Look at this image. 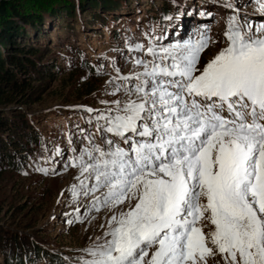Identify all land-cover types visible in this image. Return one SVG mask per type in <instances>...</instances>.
<instances>
[{"label":"snow or ice","instance_id":"snow-or-ice-1","mask_svg":"<svg viewBox=\"0 0 264 264\" xmlns=\"http://www.w3.org/2000/svg\"><path fill=\"white\" fill-rule=\"evenodd\" d=\"M225 37L203 70L207 36L149 47L153 59H137L144 71L124 88L128 100L96 117L101 142L89 134L71 191L129 208L83 264H207L217 254L264 264V23L230 17Z\"/></svg>","mask_w":264,"mask_h":264},{"label":"rangeland","instance_id":"rangeland-1","mask_svg":"<svg viewBox=\"0 0 264 264\" xmlns=\"http://www.w3.org/2000/svg\"><path fill=\"white\" fill-rule=\"evenodd\" d=\"M48 1L47 4L45 2L46 6L56 0ZM65 1L69 2V0ZM244 2L246 6L243 5V7H247L248 9L246 10L248 12L238 15L235 7H240L239 4ZM41 4L40 2L29 1L24 2L23 6L29 10L31 6L33 9L41 6ZM230 6L231 9H216L222 15L213 18L211 22H214V24L209 26V32L211 33L208 35L210 38L208 47H212V42L215 40L217 43L214 46L218 47V53L224 49L223 46L228 47L229 42L225 37V32L228 29L230 17H236L240 24L250 23L253 28L264 23V14L256 13L257 11H255V9H259L257 0H244L238 5L230 3ZM228 10L233 12L230 16H227L229 15ZM241 16H248L249 20H243L242 22ZM83 18L87 17H80L79 19L82 20ZM64 19L68 20L67 22H72V24L70 25L69 23L67 28H61L55 23H61L63 20L51 22V25L46 28L48 33L39 43L50 44L52 42L55 47L65 45V48L57 49L51 46L46 47L48 48L46 50L44 46L37 44L36 47H33L39 50L36 58H42V62L46 64L48 59L54 55V52H58L60 49L65 51L72 49L66 44L75 45L77 43L76 46H84L86 45L85 40L93 42L99 39L96 48L93 45H91L93 48L90 46H87V48L89 51L93 49L94 51L106 52L108 65L104 62V69L109 66L113 71L116 70V73L113 76L111 71H106L101 76H92L86 70L79 69V67L76 70L68 71L69 67L64 66L62 68L64 71L60 69L55 72L54 70V76L47 77L42 82H39V77L33 78L34 82L23 93H27L30 97L27 98V96L24 101L35 102L32 104L15 102L4 108L3 115L8 118L11 115L26 114L27 120H31L32 125L41 128L38 131L41 139L47 141H51L52 136L56 137L59 135L52 128L54 117L57 112H60V108H57L58 110H55V112H51L56 109L55 107L73 104L74 106H79L83 111H89L88 105L99 106L107 103L114 104L117 100L126 101L129 97L125 94L124 87L116 84V79L120 76L126 77L130 71L133 72V70L142 67L135 62L139 57L133 59L127 55V52L128 54L130 52L126 51L125 47L119 49L118 54H121V56L116 57L114 50L110 49L108 44H105L109 42L108 32H98L97 28L99 26L97 24L91 25L87 23L86 30L82 31L76 12H74V16ZM251 19L253 22H251ZM71 27L72 29H70ZM110 27L107 29L109 30ZM27 30L30 31L29 27H27ZM133 32V30L127 31V35L123 36L122 40L127 39L128 36L133 37L135 35ZM95 33H101L102 35H94ZM19 41L22 46H25L26 42L28 46L25 47L28 48L29 45H32L29 40L20 39ZM112 48H114L113 45ZM82 49L84 48L82 47ZM114 57H116L114 61L112 59L111 61L109 60V58ZM210 57L206 56L207 59ZM89 59L93 60V58ZM152 59L153 57L150 55L148 61ZM58 60L62 59L58 58ZM117 87L120 88V91H116ZM22 94L19 93L17 100L23 99ZM132 98L135 99V97ZM114 107H107L106 109L109 110ZM98 111L100 110L97 109L95 112ZM55 140L53 139L52 141ZM97 140L95 139V141ZM78 177L83 179L79 168L66 170L54 176H46L34 173L26 174V172H19L12 168L5 167L2 169L0 167V260L14 248L15 244H12L13 236L18 238L21 236L26 237L28 243L36 240L40 244H44L46 248L53 249L54 253L67 254L70 259L78 260L81 263L86 259H90L86 250L104 242L105 233L109 231L112 216H119L121 211H127L129 203L125 201L124 204L115 208L102 206L99 210H94V198L99 197L101 193L96 192L93 196L92 194L84 195L81 192L78 197L74 196L71 189L73 185H79ZM132 203L134 204L135 201H132ZM202 223L205 233L214 230V225H211L209 221L205 220ZM16 241L19 243V239H16ZM153 251H155V248L149 250V256H151ZM145 259L147 260V258ZM207 264H225V262L222 256L217 254L209 257Z\"/></svg>","mask_w":264,"mask_h":264},{"label":"trees","instance_id":"trees-1","mask_svg":"<svg viewBox=\"0 0 264 264\" xmlns=\"http://www.w3.org/2000/svg\"><path fill=\"white\" fill-rule=\"evenodd\" d=\"M29 1L42 4L33 9L31 6L28 10L23 4ZM168 1L132 0L130 3V0H69V2L56 0L46 6L48 0H0V167L32 174L27 172V166L31 165L33 154L36 151L35 145L40 139L39 133L35 129L37 126L32 125V121L27 120L24 113L6 118L3 112L4 108L15 102L34 103L35 101H24L28 94L23 93L34 82L33 78L39 77V82H42L47 77L54 76L56 70L58 72L64 65L57 61L60 57L58 53L65 54V50L62 49L54 52L46 64L42 62V58H36L39 50L33 47H36L45 38L48 33L46 28L51 25V22L63 20L61 23L56 22L55 24L61 28H67L72 22H67L68 20L66 21L64 18H70L76 12V17H87L88 23L97 24L98 32H102V23L115 22L118 25V23H124L125 20L127 22L144 12L152 13L156 11L157 7H165ZM27 27L30 31L27 30ZM96 34L102 35L101 33L94 35ZM20 39L29 40L32 45H29V48L25 47L28 46L25 42V46H22ZM88 43L93 42L88 40ZM40 45L47 50L46 47H51L54 44L51 42ZM80 56L81 52L78 51L75 57ZM54 70L55 72H53ZM19 93H23L21 100H17ZM16 239H19V243ZM12 244L15 246L10 251L17 253L31 243H28L26 237L13 236Z\"/></svg>","mask_w":264,"mask_h":264}]
</instances>
